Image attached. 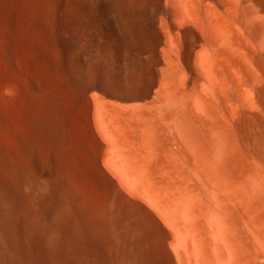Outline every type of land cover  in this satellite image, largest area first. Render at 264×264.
Wrapping results in <instances>:
<instances>
[{
    "label": "bare ground",
    "instance_id": "bare-ground-1",
    "mask_svg": "<svg viewBox=\"0 0 264 264\" xmlns=\"http://www.w3.org/2000/svg\"><path fill=\"white\" fill-rule=\"evenodd\" d=\"M77 1L0 0V264H264V0Z\"/></svg>",
    "mask_w": 264,
    "mask_h": 264
},
{
    "label": "rangeland",
    "instance_id": "rangeland-1",
    "mask_svg": "<svg viewBox=\"0 0 264 264\" xmlns=\"http://www.w3.org/2000/svg\"><path fill=\"white\" fill-rule=\"evenodd\" d=\"M78 3V1L76 0V4ZM101 7H96V8H93L92 10H95L96 12H97V14L96 15H98L97 17H103L104 16V10L103 9H100ZM102 10V11H101ZM103 14V15H102ZM70 15L71 16H73L74 17V19H75V25L77 26H79V27H72L71 29H70V31H71V33H70V35H71V37L73 36V38L75 37V38H79V35L81 36V34H83V27H82V24L81 23H79V16H78V14H77V12L75 13V11L73 12V13H70ZM77 22H78V24H77ZM112 23H113V25L115 26V22H113L112 21ZM77 28H78V30H77ZM102 29H98V27H95L94 29H93V33H95L94 35L96 36V38H98V41H99V46H98V48H96L95 46H93V45H91L90 43H88L87 44V42L85 41V43L83 42V41H79V42H77V43H74L73 44V47H74V49H76L83 57H91V58H94L95 60H97V59H99V60H101V57H102V55L104 54V53H106L107 51H108V49H110V50H112V48H114V46H115V42H119V43H121L122 44V47H124L125 45H126V42H127V39H125L126 37H125V35L123 34V33H121L119 30H117V31H115V33H114V31H112L114 34H112V32L110 31V33H109V31H108V33L105 31V34H107L106 36H105V34H104V30L103 31H101ZM75 32V33H74ZM77 32V33H76ZM82 32V33H81ZM102 32V33H101ZM100 33V34H99ZM76 34V35H75ZM109 34H110V36H109ZM123 34V35H122ZM112 35H113V37H112ZM116 36L118 37V39L116 38ZM108 37H110V38H108ZM124 38V39H123ZM114 39H117V40H115L114 41ZM110 40V41H109ZM121 40V41H120ZM106 41V42H105ZM103 44H102V43ZM108 44V45H106V44ZM114 46H113V45ZM117 44V43H116ZM124 44V45H123ZM101 45H102V47H101ZM107 46H109L108 47V49H107ZM101 47V48H100ZM112 47V48H111ZM106 49V50H105ZM81 50V51H80ZM97 50H99V51H97ZM96 51H97V53L98 54H96ZM104 51V52H103ZM83 53V54H82ZM103 53V54H102ZM96 55H99V56H97V59H96ZM99 57V58H98ZM120 57V61L122 60L123 61V56L121 57V56H119ZM119 59V58H118ZM121 61V63H123ZM161 66V63H159L158 64V66L156 67V68H159ZM193 77H196V75H195V72L193 71V72H191V73H189V79H190V82L192 83V81H193ZM197 94H199V96H197L196 98H198L199 97V99H202L201 101H203V103L205 104V103H207V101H208V97L207 96H205V94H203V93H197ZM195 92H193L191 95H192V97L193 96H196L197 95ZM204 95V96H203ZM202 96V97H201ZM194 98V97H193ZM264 160V159H263ZM261 161V160H260ZM258 162V160H257V162H256V165L258 166L257 167V171H258V169H261L260 167H262V165H263V171H264V161H261V162ZM263 162V163H262ZM258 174V176H261V177H263L264 176V173L263 174H259V172L257 173ZM258 176H256V177H258ZM258 179H260V180H257V183L258 182H260V183H258V184H260L261 185V188L262 187H264V177L263 178H259L258 177ZM262 181V182H261Z\"/></svg>",
    "mask_w": 264,
    "mask_h": 264
}]
</instances>
